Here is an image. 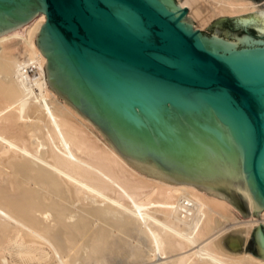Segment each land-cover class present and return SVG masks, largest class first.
<instances>
[{"label":"water","instance_id":"obj_1","mask_svg":"<svg viewBox=\"0 0 264 264\" xmlns=\"http://www.w3.org/2000/svg\"><path fill=\"white\" fill-rule=\"evenodd\" d=\"M176 0H0V32L45 12L51 85L137 167L264 208V8L194 27ZM51 68V70H50ZM246 250L264 257V223Z\"/></svg>","mask_w":264,"mask_h":264},{"label":"bare ground","instance_id":"obj_2","mask_svg":"<svg viewBox=\"0 0 264 264\" xmlns=\"http://www.w3.org/2000/svg\"><path fill=\"white\" fill-rule=\"evenodd\" d=\"M178 4L200 29L262 9ZM36 14L0 32V264H264L246 250L264 208L243 217L225 194L139 169L57 96Z\"/></svg>","mask_w":264,"mask_h":264},{"label":"rangeland","instance_id":"obj_3","mask_svg":"<svg viewBox=\"0 0 264 264\" xmlns=\"http://www.w3.org/2000/svg\"><path fill=\"white\" fill-rule=\"evenodd\" d=\"M177 2H178V0H176ZM252 2H254L256 5H258L260 8H264V0H251ZM255 10H257V9H255ZM254 11V10H253ZM37 15V14H36ZM191 17V16H190ZM192 19H193V17H191ZM225 18H228L227 17V15H223V16H219V18L217 17V18H214L208 25H206V26H204V27H202V31H206V32H211V31H213L214 30V28H215V26L220 22V21H222L223 19H225ZM193 21H194V27H196L197 26V22L195 21V19H193ZM47 67V66H46ZM46 70H47V68H46ZM50 70H51V68H50ZM46 74H47V72H46ZM48 76V75H47ZM48 85L51 87V85L49 84V82H48ZM52 88V87H51ZM54 88V87H53ZM52 88V90L57 94V96L59 97V98H61L62 100H65L66 102H68L71 106H73L76 110H78L75 106H74V104H73V102L70 100V98H68L65 94H63V93H61L60 91H58V90H56L55 88V90L57 91H55L54 89ZM77 112H80L79 114L81 115L82 114V116L85 118L86 117V119L89 121V122H91V124L104 136V137H106L108 140H110V141H112L111 140V138L99 127V126H96L95 125V123L88 117V116H86L85 114H83L80 110H78ZM226 197H228V196H226ZM228 199H229V197H228ZM230 202H231V204L238 210V208L235 206V204L231 201V200H229ZM240 214V213H239ZM249 239V238H248ZM247 242H248V240H247ZM247 245V244H246Z\"/></svg>","mask_w":264,"mask_h":264}]
</instances>
